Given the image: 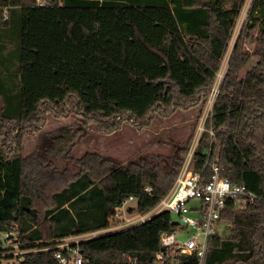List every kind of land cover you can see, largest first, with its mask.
Returning <instances> with one entry per match:
<instances>
[{
    "label": "trees",
    "instance_id": "obj_1",
    "mask_svg": "<svg viewBox=\"0 0 264 264\" xmlns=\"http://www.w3.org/2000/svg\"><path fill=\"white\" fill-rule=\"evenodd\" d=\"M245 2L0 0V41L13 37V28L19 33L15 89L4 76L12 63L2 59L9 48H0V231L42 247L109 227L129 196L131 211L155 207L174 184L194 131L186 142H170V155L122 161L95 151L75 157L81 128L42 132V126L49 115H77L103 134L125 125L141 132L177 111L200 107L201 114ZM247 37L256 40L252 52L244 47ZM254 55L256 64L242 75ZM212 113L206 127L223 145L225 174L258 199L242 209L227 207L228 234L209 239L205 264H264V0L252 1ZM37 132L35 150L24 156L27 137ZM210 140L204 131L194 155L197 169ZM175 228L170 212L162 211L82 240L83 264H128V255L153 264L161 234ZM18 264H57L55 250L29 252ZM182 264L199 259L189 256Z\"/></svg>",
    "mask_w": 264,
    "mask_h": 264
},
{
    "label": "built area",
    "instance_id": "obj_2",
    "mask_svg": "<svg viewBox=\"0 0 264 264\" xmlns=\"http://www.w3.org/2000/svg\"><path fill=\"white\" fill-rule=\"evenodd\" d=\"M221 82L216 78L200 114L202 118L199 132H194L191 146L174 184L155 207L147 212L131 211L134 197L129 196L111 216L109 227L48 240L42 247H28L29 244L19 241L16 232L0 231L2 262L18 264L29 252L54 249L57 264H83V255L79 249L82 240L103 235L104 231L109 233L139 225L162 211H169L176 228L161 234V248L156 252L153 264H182V259L193 255L198 257L199 264H205L209 239L216 234L224 235L227 231L228 221L223 218L227 207L234 203L237 208H245L258 199V195L245 183L232 182L227 177L222 161L223 145L214 143V130L206 127V120L213 112ZM204 131L209 132L211 140L209 147L203 151L205 160L197 169L194 155ZM146 190L151 192L152 187L148 186ZM183 234L186 238H182ZM127 259L128 264H140L138 258L128 255Z\"/></svg>",
    "mask_w": 264,
    "mask_h": 264
},
{
    "label": "rangeland",
    "instance_id": "obj_3",
    "mask_svg": "<svg viewBox=\"0 0 264 264\" xmlns=\"http://www.w3.org/2000/svg\"><path fill=\"white\" fill-rule=\"evenodd\" d=\"M251 4V0H247L241 11V15L238 19L233 37L229 44V48L217 74V80L219 82H221V80L224 78L228 67V60L235 41L248 21ZM13 35V37L3 38V40L0 41V48L2 44H5V50L9 48L7 50L9 54H4L2 59L5 61L10 60L12 63L9 69L5 72L4 76L8 77L7 83L13 84L11 87L15 89L19 83L18 48H16L19 42V33L17 28H13ZM256 44L257 43L255 39L252 37H247L245 39L244 47L249 52H252L256 47ZM256 62L257 56L254 55L249 61L247 67L242 72V75L245 74V72L251 67H253ZM212 114L213 113L211 112L210 115ZM191 118L192 119L190 121L185 120V118L184 120L177 118L172 119L173 121H167L168 118L161 119L157 117L149 128L141 132L137 131L130 125H125L121 130L113 134H103L98 132L93 125L84 126L77 115H71L67 118H55L52 115H49L47 118V123L42 126L41 131H52L61 126H70L75 129L81 128L82 133L78 139L77 145L73 149V154L75 157H80L87 151H95L104 155L109 154L116 156L122 161H128L131 158H136L145 154L170 155L173 150L170 142H186L192 135V131L196 133L199 132L198 127L201 122L202 115H200V112L197 110L192 113ZM212 118L215 117L212 116ZM39 137L40 133L38 132L27 137L23 147L24 156L29 155L35 150L39 142ZM56 163L60 168H63L66 165V161L61 158L57 159ZM104 233L107 232L104 231L102 234ZM223 234L227 235L228 232L226 231ZM182 238H186V235L183 234ZM2 264H7V261H3Z\"/></svg>",
    "mask_w": 264,
    "mask_h": 264
},
{
    "label": "crops",
    "instance_id": "obj_4",
    "mask_svg": "<svg viewBox=\"0 0 264 264\" xmlns=\"http://www.w3.org/2000/svg\"><path fill=\"white\" fill-rule=\"evenodd\" d=\"M247 1V0H246ZM253 0H251L252 2ZM199 111L200 112V107H197V108H194V109H191V110H188V111H177L173 116H171L170 118L167 119V121H173L172 119H177L179 118L180 120L185 118V120H191V115L194 111ZM194 130V129H193ZM193 132V131H192ZM109 155V154H107ZM109 156H112V155H109ZM112 157H115L117 158L116 156H112Z\"/></svg>",
    "mask_w": 264,
    "mask_h": 264
},
{
    "label": "water",
    "instance_id": "obj_5",
    "mask_svg": "<svg viewBox=\"0 0 264 264\" xmlns=\"http://www.w3.org/2000/svg\"><path fill=\"white\" fill-rule=\"evenodd\" d=\"M1 264V263H0Z\"/></svg>",
    "mask_w": 264,
    "mask_h": 264
}]
</instances>
